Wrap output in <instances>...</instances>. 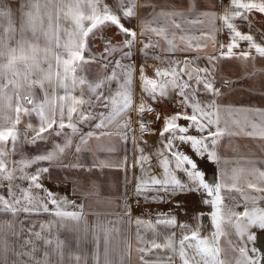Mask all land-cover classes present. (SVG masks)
Wrapping results in <instances>:
<instances>
[{
  "label": "snow or ice",
  "instance_id": "obj_1",
  "mask_svg": "<svg viewBox=\"0 0 264 264\" xmlns=\"http://www.w3.org/2000/svg\"><path fill=\"white\" fill-rule=\"evenodd\" d=\"M203 8V0H178L171 11H161L145 21L137 15L136 0H44L43 4L41 0H0V186L7 188L6 196L0 194V217L12 218H0V264H123L122 257L118 262L111 254V229L100 223L90 226L83 205L57 196L44 187L43 179L58 169L74 176V185L88 186L82 193L85 197L92 195L97 184L90 177L109 166L101 157L115 151L112 137L119 135L127 141L131 132L137 140L134 122L141 137H158L151 152L145 153L137 144L140 156L133 165L141 168V175L134 177L137 203L140 199L165 203L177 195L196 193L210 209L193 217L195 225L178 223L170 212L159 213L156 225L179 229V239L173 231L163 244L153 242L151 249L171 254L152 262L142 256L143 264H174L177 258L181 264H264V254L248 247L256 240L252 230H264V170L225 167L218 181L207 180V166L221 163L222 137L239 133L221 127V91L215 87L213 71L192 66L199 56H185L183 61L173 58L207 47L204 38L215 48L217 32L226 35L228 42L219 43V56L207 57L213 68L219 58H264V42H256L250 19L264 16V0H219L214 10ZM189 15L210 17L212 31L202 32L200 37L185 34L186 24H202L199 19L189 20ZM162 17L170 24L162 23ZM133 19L138 23L126 26ZM62 21H70L71 27ZM244 25L248 32L241 31ZM109 28L122 37L116 44L102 34ZM153 34L157 40H152ZM96 38L105 45L100 53L92 46ZM241 42L247 44L246 50H239ZM149 49L171 54H151L166 65L156 68L153 77L145 74L143 64L137 69L134 59L137 54L149 57ZM94 66L97 71L92 70ZM137 74L139 95L133 86ZM163 105L174 110L157 111ZM33 118L37 124L31 122ZM25 119L28 122L21 132ZM252 127L254 131L245 135L264 138V128L255 131L257 126ZM38 143L50 147L36 155L13 158L24 144ZM223 162L225 166L229 163L227 159ZM32 167L35 171L29 172ZM242 178L246 188L240 184ZM225 191L237 193L232 205L224 203ZM40 192L44 195H38ZM130 211L126 209V214ZM21 212L49 214L53 220L48 229L55 223L57 232L76 222L71 230L78 233L77 254L70 252L68 241L42 235L43 224L41 231L28 230L25 236V229L15 226ZM205 216L210 219V231L202 223ZM136 223L154 227L139 217ZM89 235L96 248L102 241V253L85 252ZM221 237L235 239H227L228 246L222 247Z\"/></svg>",
  "mask_w": 264,
  "mask_h": 264
},
{
  "label": "crops",
  "instance_id": "obj_2",
  "mask_svg": "<svg viewBox=\"0 0 264 264\" xmlns=\"http://www.w3.org/2000/svg\"><path fill=\"white\" fill-rule=\"evenodd\" d=\"M18 3L20 2H27V0H17ZM44 0H41V3L43 4ZM158 0H136L137 3V15L142 20H150L156 13H159L161 11L167 12L171 11L174 7L178 6V0H162V3L157 5ZM219 0H203V3L205 5V8L201 9L202 11H212L214 10L213 6L218 4ZM145 12V13H143ZM153 15V16H152ZM189 20L199 19L202 21V24L198 25H192V24H186L185 25V34L193 36V37H200L202 32H211L212 31V20L208 16H200L197 17L195 15H189L187 17ZM252 21V29L251 33L253 34L254 38L256 39L257 43L264 42V16L262 15H254L250 17ZM162 23H169L170 20L166 17L161 18ZM138 23V20L133 19L131 23H128L126 26L133 27ZM157 26V25H152ZM216 26L219 27V22H216ZM174 30V29H173ZM247 25H244L241 28V31L248 32ZM179 35V33H178ZM152 40H157L158 38L153 34ZM140 39L147 42V39L145 37H140ZM216 40L217 45L214 48L212 41L210 39L204 38L202 40V43L206 44L207 47L203 48L202 50L198 52H192V53H177L178 58L176 59L183 61L185 59L184 56H187L189 59H193V57L199 56L200 59L196 60L193 66L198 67H206L208 64L212 67V64L209 63V60L207 57L209 56H219V43H227L228 38L223 33H216ZM164 40H160V44L164 45ZM195 44V41H193ZM247 44L245 42H241V46L239 50H246ZM236 50V51H239ZM149 51H153L156 53H165L162 49H149ZM253 55H255L254 50H252ZM186 54V55H185ZM184 57V59H182ZM149 58H151V54L149 55ZM156 61V60H155ZM213 68V67H212ZM221 68L228 69L232 71L231 73H227V75L230 78H233L232 80H228V83L230 81H233L237 84H247L248 89H260L264 91V85H259L255 83L259 79V74H262V81L264 80V58H260L256 56L255 59H247L245 61L239 62L236 60V58L226 59V58H219L215 62V68L218 72H220ZM245 68L248 70H245L244 72L238 71V69ZM226 74V73H224ZM232 76V77H231ZM216 77L218 78V81L216 84H219L221 86V75L216 74ZM220 82V83H219ZM228 83H225L224 86H226ZM135 115V114H134ZM133 115V116H134ZM28 122L27 119L22 121V124L20 127H23L24 124ZM33 124H37V121L33 118L31 121ZM133 128L136 129L135 135L137 139L140 141L142 149H144L145 153L151 152L155 149L157 144L150 145L149 141L153 139V137L149 138L148 136L141 137L140 131L136 125V122L132 125ZM161 127L160 123L156 124V128L159 129ZM147 139H146V138ZM132 133L129 132L127 141L122 140V144L119 146H116L115 151L107 154H103L101 159H104L109 166H113L115 170H117V180L114 181L112 178L113 184L110 183L105 184V182L102 184V187L105 189H109V191H112L111 193L107 194L106 196L110 199L107 201H100V205L95 206H88L83 207V214L85 219L89 222V225H94L96 223H100L104 225L106 228L111 229L110 232V250L113 258L116 261H120L121 257L123 258V264H143V261L141 260V257L143 256L144 260H147L149 262L155 261L157 257L166 258L171 253L168 250L164 249H151V245L153 242L163 244L165 242V238L170 235L173 231L177 233L176 239H179V229H173V228H167L162 225L157 226L156 220L157 215L159 213H169V208L172 210L171 206L166 205V203H150L147 200L145 201L147 205V213L146 214H138L136 213L132 208V197L135 195V179L136 173H134V169L131 168L129 171L130 176L124 178V169L123 165L125 163L134 165L137 159L136 150H129V144L132 142ZM144 140H147V144L144 143ZM124 145L127 149L124 148ZM8 147L11 148L10 142L8 144ZM47 147H50V145H45L38 143L37 144V150L36 152L33 150H30V153L28 151L20 152L18 151L17 155L13 157L14 159L19 160L21 158V155L23 156H32L38 154L40 151L46 150ZM140 147V148H141ZM140 154V151L138 152V155ZM47 165V164H41ZM33 168V167H32ZM30 168L28 171H33V169ZM105 169L111 170L108 167H105ZM98 171H102L101 169H97ZM141 175V174H140ZM46 177V178H45ZM44 181L48 184H51L56 189V195L63 196V193L61 194V178L57 175L52 176H45ZM124 178V179H123ZM75 179L73 176L72 181ZM81 182L83 180L81 179ZM23 186L26 187L25 182H23ZM87 188V186H86ZM86 188L82 189V191H85ZM80 189V187H79ZM54 191V190H53ZM70 192V191H69ZM125 192L127 195H125ZM38 195L43 196V192L38 193ZM99 196V195H98ZM66 197L70 200H77L75 198L79 197L78 192L71 193L70 196L66 195ZM100 197V196H99ZM83 205V204H82ZM130 208V214H126V209ZM72 210V209H69ZM141 218L144 221H151L154 227L149 228L146 224L143 226L138 227L136 220L137 218ZM4 220H10L12 219L10 216H3L0 217ZM178 223H189L192 225H195L197 221H181L179 220L178 216H176ZM53 217L50 216L47 213H40V214H31L27 215L21 212L16 218H15V226L16 229L19 230L20 228L25 229V236L28 235V230L31 231H41V225L43 224L45 227L43 229L42 235H44L48 239H56L59 238L61 240H66L69 242V250L72 252V254L76 253L77 248V236L78 233L75 231H72V225H74L76 222H71L68 227L66 228H60L59 232H57V226L55 223H53L52 229H48V222L52 221ZM204 220V219H202ZM203 222V221H202ZM79 235H82L79 234ZM101 233V237H102ZM92 237L89 235L87 240L84 242V250L85 252L91 254L92 251H99L103 252V246L101 241V246L99 248H96L94 244L91 243ZM140 249H151L150 251L141 252ZM181 261L177 258L174 261V264H180Z\"/></svg>",
  "mask_w": 264,
  "mask_h": 264
},
{
  "label": "rangeland",
  "instance_id": "obj_3",
  "mask_svg": "<svg viewBox=\"0 0 264 264\" xmlns=\"http://www.w3.org/2000/svg\"><path fill=\"white\" fill-rule=\"evenodd\" d=\"M144 1V0H141ZM157 1V0H156ZM159 3V5H158ZM162 3V0H158L157 5L160 6ZM145 13V12H143ZM153 16V15H152ZM62 24L66 27H71L70 21H62ZM150 54L153 53V51H149ZM159 55L163 57H168L171 54H161ZM186 55V54H185ZM178 58V54H175L173 58ZM185 57V56H184ZM184 57L182 59H184ZM135 63L137 66V69H139V66L143 64L145 66V74L149 77L154 76V71L156 68H163L166 67L165 64H161L159 61H155L152 58L144 57L139 54L136 55ZM239 62L245 61L243 58H236ZM207 68L211 69L214 73V83L215 87L219 88L221 91V96L219 97V103L221 104V110H220V118H221V127H226L228 131L239 133V135H232L229 136L225 134L222 151V162L220 165V171L227 167L229 170L232 168H243L245 170H249L253 167L259 168L260 170H264V138H261L260 136H247L245 135L246 132H252L254 131L253 125H256L257 128L255 131H258L260 128H264V91L260 89H248V86L245 84H237L233 81H230L228 83V80H232L233 78H230L227 73H231L232 71L228 69L221 68L220 72H218L216 69H213L209 64L206 66ZM204 68V67H201ZM245 68L238 69V71L244 72ZM226 73V74H224ZM216 74L221 75V86L217 83ZM232 77V76H231ZM262 81V74H259V79L255 81V83L259 85H264V80ZM220 83V82H219ZM225 83H228L226 86H224ZM134 91L137 95L140 93V84L138 79V74L136 79L134 80ZM113 87H115L113 85ZM174 110L173 106L163 105L159 108H157V111H162L164 113H169ZM134 115V114H133ZM145 115H154V113H145ZM114 131V129H112ZM149 138L153 137L151 141H149L150 145H156L158 143V137L148 136ZM146 138V137H145ZM147 139V138H146ZM122 139L119 135H114L110 141V143L115 144L116 146H119L122 144ZM157 142V143H154ZM9 144V143H8ZM137 144L139 145V148L141 147L140 141L132 140L129 144V150H136L137 158L140 156L138 155V148ZM8 147V145H7ZM9 148V147H8ZM124 148L126 146L124 145ZM142 149V147L140 148ZM224 159H227L229 163L227 166L224 164ZM137 160V159H136ZM45 165H42V167ZM48 166V165H46ZM34 168V169H33ZM34 172L35 167H33ZM111 170L103 168L102 171L96 170L94 175L90 177L91 180L96 181L97 188L95 192L85 197L82 193L88 190V186L84 185V187H79L74 185L72 179L73 176L69 175L63 171H60L58 169H52V175H57L61 178V194L63 193V196L78 192L77 200L78 204H83V207L88 206H95L100 205V201H107L110 198L106 195L111 193L112 191H109V189H105L102 187V184L105 182L113 184L112 178L114 181L117 180V170L113 169V166H108ZM134 169V173H136V176H139L141 174V168L139 165H136L133 167L131 164L125 163L123 165L124 169V178L129 177V171L130 169ZM155 171V169H153ZM45 176H48L45 174ZM208 180H210V175L206 176ZM46 178V177H45ZM123 178V179H124ZM83 183V182H81ZM26 187L27 183L25 182ZM44 187L50 190L51 192L56 194V189L51 185L44 181L43 179ZM241 186L246 185V181L244 178L240 181ZM87 186V188H86ZM86 188L85 191H82V189ZM54 190V191H53ZM70 191V192H69ZM0 194L7 195V188L6 186H0ZM44 194V193H43ZM100 197H99V196ZM222 195L225 197L224 203L227 205L233 204V197L237 196V193L232 192H222ZM58 196V195H57ZM71 199V198H69ZM146 201V200H145ZM166 205L171 206L172 210L169 208V212L174 214L175 216H178L179 220L183 221H197L194 220L193 217H198V214H200L202 211L209 212L210 209L208 206L203 205L201 203V197L199 194L196 193H190L188 195H177L174 197L169 198L168 202H165ZM164 204V203H163ZM147 207V205H146ZM238 211H242V207L237 209ZM204 228L208 231L211 230L210 225V219L205 217L204 220H202ZM227 227V226H226ZM258 229H253L252 231L256 233ZM228 231H231V229H228ZM234 240L235 238L232 237ZM262 246L264 247V239L262 238L260 240ZM249 249L253 248V242L248 243ZM181 264V263H180Z\"/></svg>",
  "mask_w": 264,
  "mask_h": 264
},
{
  "label": "flooded vegetation",
  "instance_id": "obj_4",
  "mask_svg": "<svg viewBox=\"0 0 264 264\" xmlns=\"http://www.w3.org/2000/svg\"><path fill=\"white\" fill-rule=\"evenodd\" d=\"M102 34L105 37H107L111 41L112 44H116L118 41H120L122 39V37L120 35H117L116 34V30L114 28L105 29ZM94 43L96 45H94ZM92 46H93L94 50L97 53L102 52L103 49H104V47H105L104 43L99 38L93 39ZM92 70L93 71H97L98 69H97V67L94 66ZM245 85H247V84H245ZM224 138H225V136L222 137L221 142H220V146H219V151H220V156L221 157L223 156L222 146H223ZM221 162H222V160H221ZM220 165H221V163L217 167V176H218V179L220 178V172H221L220 171ZM230 238L232 239V237H230Z\"/></svg>",
  "mask_w": 264,
  "mask_h": 264
},
{
  "label": "water",
  "instance_id": "obj_5",
  "mask_svg": "<svg viewBox=\"0 0 264 264\" xmlns=\"http://www.w3.org/2000/svg\"><path fill=\"white\" fill-rule=\"evenodd\" d=\"M93 41V40H92ZM94 45H96L95 43H94ZM193 66V65H192ZM193 67H195V66H193ZM39 94V93H38ZM219 154H220V151H219ZM217 167H218V165L217 164H215V163H212V164H209L208 166H207V173H206V176H208V175H210V177H211V179L210 180H208L209 182H216V181H218L219 179H218V176H217ZM243 187H245L246 188V185H242ZM200 196V195H199ZM201 197V196H200ZM202 213H206V211H202ZM206 217V216H205ZM205 217H203L202 219H205ZM227 239H231L230 237L229 238H225V237H221V246L222 247H227L228 246V244H227Z\"/></svg>",
  "mask_w": 264,
  "mask_h": 264
},
{
  "label": "built area",
  "instance_id": "obj_6",
  "mask_svg": "<svg viewBox=\"0 0 264 264\" xmlns=\"http://www.w3.org/2000/svg\"><path fill=\"white\" fill-rule=\"evenodd\" d=\"M147 117L151 118L154 115H146ZM137 125V124H136ZM132 208L133 210L138 213V214H146L147 213V208H146V203L144 199L139 200V204L137 203V197L133 196L132 197Z\"/></svg>",
  "mask_w": 264,
  "mask_h": 264
},
{
  "label": "bare ground",
  "instance_id": "obj_7",
  "mask_svg": "<svg viewBox=\"0 0 264 264\" xmlns=\"http://www.w3.org/2000/svg\"><path fill=\"white\" fill-rule=\"evenodd\" d=\"M211 179V177H209ZM256 235V240L253 243V246L260 252L261 254H264V247L262 246L260 240L263 238L264 239V230L258 229L255 233Z\"/></svg>",
  "mask_w": 264,
  "mask_h": 264
},
{
  "label": "trees",
  "instance_id": "obj_8",
  "mask_svg": "<svg viewBox=\"0 0 264 264\" xmlns=\"http://www.w3.org/2000/svg\"><path fill=\"white\" fill-rule=\"evenodd\" d=\"M21 129V132L23 131V127H20ZM10 145H11V142H10ZM30 150H33L36 152L37 150V144L36 145H32V144H24L22 146V148H20V152H23V151H28L30 153Z\"/></svg>",
  "mask_w": 264,
  "mask_h": 264
}]
</instances>
